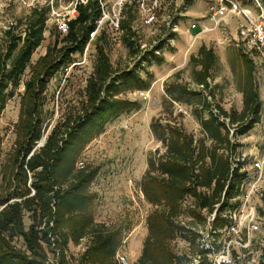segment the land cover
Masks as SVG:
<instances>
[{"label": "rangeland", "instance_id": "1", "mask_svg": "<svg viewBox=\"0 0 264 264\" xmlns=\"http://www.w3.org/2000/svg\"><path fill=\"white\" fill-rule=\"evenodd\" d=\"M88 1L90 12L98 2L102 17L95 19L96 28L84 50L72 53L48 82L42 111L44 137L37 147L44 143L57 122L83 110L87 81L96 65L97 46L104 47L116 70L115 76L119 77L117 84L123 85L114 97L122 104L118 110L107 111L92 125L82 128L64 150L61 169L77 153L74 170L89 175L85 183L90 198L87 209L96 223L123 231L117 259L122 255L128 264H133L140 257L148 235L147 216L155 209L141 192L139 182L148 169L150 155L165 151L152 133V122L159 118L176 120L196 139H201L204 135L200 117H208L211 112L219 114V106L239 112L243 108L241 88L249 59L259 85L264 82V69L255 56L226 40L222 29L214 28L208 18L209 0H0V55L9 50L16 52L34 38L39 43L20 82L17 85L9 82L2 100L0 193L7 188L3 172L19 137L25 82L49 49L73 46L62 41L67 32H61L59 26L76 17L77 6ZM250 6L257 12L254 5ZM44 10V24L33 26V18ZM116 17L120 18L119 29L112 23ZM193 23L199 25L198 29H191ZM206 27L208 30L202 31ZM33 30L40 31L36 37L31 36ZM203 46L212 49L216 58L204 87L197 84ZM11 63L7 61V68H11ZM131 72L149 82L148 88H139L133 73V79L125 83L123 74ZM236 128L231 127V138L237 144L235 156L247 154L245 164L250 166L252 151L262 147L264 110L260 122L249 133L234 136ZM252 205L258 208L260 231L247 238L242 233L219 235L220 244L216 246L219 264L227 256L233 259L241 256L244 264H260L263 260L264 200L255 195ZM24 222L28 229L32 222L28 213ZM195 230L204 238V244L209 243L212 238L209 229L201 226ZM89 242V237H85L79 245L70 243L68 253L80 256ZM14 244L25 248L21 239L16 238ZM171 246L178 253L194 255L185 235L177 236ZM46 256L52 261L58 252H48Z\"/></svg>", "mask_w": 264, "mask_h": 264}, {"label": "trees", "instance_id": "2", "mask_svg": "<svg viewBox=\"0 0 264 264\" xmlns=\"http://www.w3.org/2000/svg\"><path fill=\"white\" fill-rule=\"evenodd\" d=\"M90 3L79 4L77 16L68 22L62 41L73 46L49 49L25 82L19 137L3 172L7 188L0 193V264H120L117 251L123 231L94 221L87 209L90 198L85 191L89 175L74 170L77 153L61 169L64 150L82 128L92 125L101 114L118 110L122 104L114 97L123 85L117 84L119 77L115 76L116 70L104 47L97 46L96 65L87 81L83 110L57 122L37 147L44 137L42 111L48 82L72 53L84 50L96 28L95 19L102 15L98 2L92 12ZM45 13L44 10L35 16L32 25H43ZM37 32L40 31L33 30L31 36L36 37ZM38 44L34 38L18 51L0 55V110L9 82H20ZM200 55L202 69L197 84L206 82L216 60L214 51L204 46ZM7 61L12 62L11 68H7ZM251 62L249 59L241 88L242 110L228 111L219 106V114L211 112L208 117H200L203 138L196 139L176 120L159 118L152 122V133L165 151L150 155L148 169L139 182L144 197L155 209L147 216L148 235L133 264H187L190 254L178 253L171 246L179 235L186 236L192 254L203 253L199 264H210L207 251L200 248L201 234L195 227L206 229L214 213L217 215L213 230L223 229L231 222L227 212L238 205L232 201L238 197L237 186L244 178L239 168H232L237 144L231 138V127H237L234 136L248 132L260 122L264 110ZM132 73L139 88H148L150 83L134 72L123 74L125 83L133 79ZM26 213L32 221L28 229L24 222ZM85 237L90 239L85 251L78 257L70 255L69 244L79 245ZM16 238L22 240L24 249L14 244ZM48 252H58V257L51 261L46 256ZM260 264H264V258Z\"/></svg>", "mask_w": 264, "mask_h": 264}, {"label": "built area", "instance_id": "3", "mask_svg": "<svg viewBox=\"0 0 264 264\" xmlns=\"http://www.w3.org/2000/svg\"><path fill=\"white\" fill-rule=\"evenodd\" d=\"M253 3L257 12L248 6ZM208 18L214 24V28L223 30V34L229 42H233L237 47L243 49L247 54H251L260 58L264 65V4L263 0H209L207 4ZM102 17V16H101ZM236 19L237 27L233 34L231 29V20ZM112 23L116 29L120 27V18L112 19ZM68 21L60 24V31L66 33L68 31ZM199 25L193 23L191 29L197 28ZM208 28H202L206 31ZM204 87V84H201ZM246 155L234 158L233 169L239 168L244 174V178L239 184V195L233 201L238 202L232 210H228L231 222L223 229L213 230L212 222L216 213L212 214L206 225L209 229L211 240L204 244V238H200V248L206 250L207 260L210 264H219V258L216 255V246L219 247V235L228 233L229 235H240L241 233L247 238L252 233L260 231L258 222V208L252 205L253 198L258 195L264 200V136L262 138V147L257 154L253 156L250 166L245 164ZM219 208V204L216 205ZM203 253L197 252L190 256L187 264H199L203 261ZM120 264H128L125 256H119ZM244 264L241 256L231 258L224 257L220 264Z\"/></svg>", "mask_w": 264, "mask_h": 264}, {"label": "crops", "instance_id": "4", "mask_svg": "<svg viewBox=\"0 0 264 264\" xmlns=\"http://www.w3.org/2000/svg\"><path fill=\"white\" fill-rule=\"evenodd\" d=\"M244 3H245V0H242ZM250 5H253V3H248V6L249 7H251ZM252 8V7H251ZM199 27V26H198ZM236 27H237V22H236V19H234V20H231V29H232V33L234 34L235 33V31H236ZM207 28V27H206ZM251 56V55H250ZM252 57V56H251ZM254 58H256L255 60H256V62L258 63V64H260L262 67H263V69H264V65H263V63H262V61L260 60V58H258V57H254ZM260 97H261V100H262V103H263V105H264V82H263V84L261 83V85H260ZM226 109V108H225ZM227 110V109H226ZM242 110V109H241ZM240 110V111H241ZM229 111V110H228ZM252 130V129H251ZM250 132V130L248 131V133ZM251 151V150H250ZM257 152L258 151H256V152H254V151H252V154H253V156L254 155H256L257 154ZM249 153H251V152H249ZM244 155H247V154H244ZM253 156H252V158H253ZM140 187V186H139ZM140 190H141V188H140ZM141 192H142V190H141ZM143 193V192H142ZM144 195V194H143Z\"/></svg>", "mask_w": 264, "mask_h": 264}]
</instances>
